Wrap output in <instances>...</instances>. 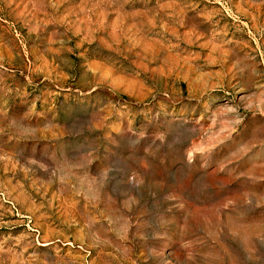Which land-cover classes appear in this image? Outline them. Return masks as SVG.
I'll return each mask as SVG.
<instances>
[{
  "label": "rangeland",
  "instance_id": "rangeland-1",
  "mask_svg": "<svg viewBox=\"0 0 264 264\" xmlns=\"http://www.w3.org/2000/svg\"><path fill=\"white\" fill-rule=\"evenodd\" d=\"M0 264H264V0H0Z\"/></svg>",
  "mask_w": 264,
  "mask_h": 264
}]
</instances>
